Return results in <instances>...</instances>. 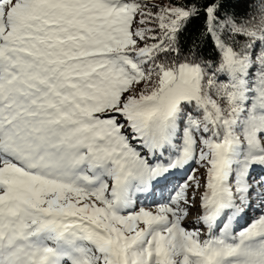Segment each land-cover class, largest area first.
Listing matches in <instances>:
<instances>
[{"label":"snow or ice","instance_id":"6c2138e0","mask_svg":"<svg viewBox=\"0 0 264 264\" xmlns=\"http://www.w3.org/2000/svg\"><path fill=\"white\" fill-rule=\"evenodd\" d=\"M0 264H264V0H0Z\"/></svg>","mask_w":264,"mask_h":264},{"label":"rangeland","instance_id":"374dc122","mask_svg":"<svg viewBox=\"0 0 264 264\" xmlns=\"http://www.w3.org/2000/svg\"><path fill=\"white\" fill-rule=\"evenodd\" d=\"M193 167H196V165H193ZM203 172H204V169H200L199 170V174H203ZM142 198V197H141ZM145 206H149L148 204H147V202L145 203ZM258 215H259V213H257ZM257 214H256V216H257ZM255 215V214H254ZM251 222V220L250 221H248L247 223H250ZM186 226H188V227H190L188 224H186Z\"/></svg>","mask_w":264,"mask_h":264},{"label":"bare ground","instance_id":"6f19581e","mask_svg":"<svg viewBox=\"0 0 264 264\" xmlns=\"http://www.w3.org/2000/svg\"><path fill=\"white\" fill-rule=\"evenodd\" d=\"M252 218H253V216L250 215V216L248 217L247 222L250 221ZM186 224H187V222H186ZM241 224H242V225H246V222H245V221H242ZM189 226L191 227L192 225H189Z\"/></svg>","mask_w":264,"mask_h":264}]
</instances>
